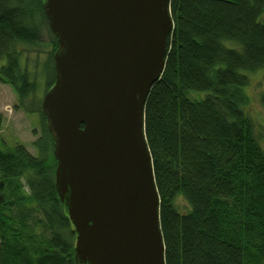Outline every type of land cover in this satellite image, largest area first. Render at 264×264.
<instances>
[{
    "label": "trees",
    "instance_id": "trees-1",
    "mask_svg": "<svg viewBox=\"0 0 264 264\" xmlns=\"http://www.w3.org/2000/svg\"><path fill=\"white\" fill-rule=\"evenodd\" d=\"M43 3L0 0V82L22 107L33 97L41 121L36 156L0 149V264H80L42 100L34 106L39 67L28 69L46 30L47 91L55 83L59 43ZM170 13L166 67L145 107L166 264H264V151L245 109L246 73L264 70V0H171Z\"/></svg>",
    "mask_w": 264,
    "mask_h": 264
},
{
    "label": "water",
    "instance_id": "water-1",
    "mask_svg": "<svg viewBox=\"0 0 264 264\" xmlns=\"http://www.w3.org/2000/svg\"><path fill=\"white\" fill-rule=\"evenodd\" d=\"M171 0H44L56 80L41 111L80 264H166L145 107L174 29Z\"/></svg>",
    "mask_w": 264,
    "mask_h": 264
},
{
    "label": "rangeland",
    "instance_id": "rangeland-1",
    "mask_svg": "<svg viewBox=\"0 0 264 264\" xmlns=\"http://www.w3.org/2000/svg\"><path fill=\"white\" fill-rule=\"evenodd\" d=\"M227 46L239 49L235 43H228ZM52 49L51 35L45 30L39 47L27 51L28 69L35 71V68L39 67L36 69L39 71V77L34 106L38 105V101L43 100L47 91L46 77H43L42 69ZM2 65L3 61L0 62V67ZM246 75L250 80V86L246 90L249 102L245 109L254 124L256 137L264 151V108L261 104V96L264 93V70ZM32 103L33 97H29L22 107L15 91L0 82V114L3 116L0 131L1 150L22 145L29 153L37 155L34 143L41 137V121L37 114L28 112ZM21 183L24 186L25 180H21ZM179 204L183 206V200H179Z\"/></svg>",
    "mask_w": 264,
    "mask_h": 264
}]
</instances>
